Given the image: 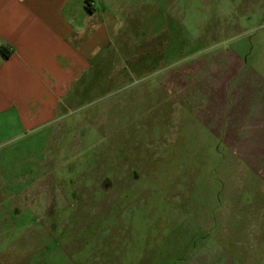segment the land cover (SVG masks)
I'll return each mask as SVG.
<instances>
[{
    "label": "rangeland",
    "instance_id": "rangeland-1",
    "mask_svg": "<svg viewBox=\"0 0 264 264\" xmlns=\"http://www.w3.org/2000/svg\"><path fill=\"white\" fill-rule=\"evenodd\" d=\"M185 3L170 8L168 37L157 1L147 2L170 72L211 49L245 60L264 34V0ZM160 87L107 86L10 141L0 264H264V164L211 149L194 130L163 135L173 113ZM168 121L177 126L178 113Z\"/></svg>",
    "mask_w": 264,
    "mask_h": 264
},
{
    "label": "crops",
    "instance_id": "crops-1",
    "mask_svg": "<svg viewBox=\"0 0 264 264\" xmlns=\"http://www.w3.org/2000/svg\"><path fill=\"white\" fill-rule=\"evenodd\" d=\"M148 1L0 0L1 166L10 165L11 140L52 124L76 98L143 81L161 86L168 98L162 109L178 113L177 126L172 116L163 120V135L194 130L196 141L210 138L211 149L220 145L247 165L264 164V34L256 48L245 46V60H224L211 49L170 72L169 41H155ZM156 1L168 36L176 23L170 8L184 11L185 0Z\"/></svg>",
    "mask_w": 264,
    "mask_h": 264
}]
</instances>
